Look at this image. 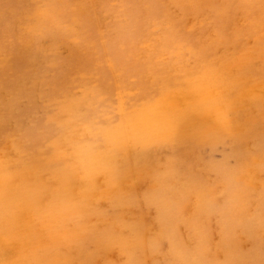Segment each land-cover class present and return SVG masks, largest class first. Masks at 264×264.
Listing matches in <instances>:
<instances>
[{
	"label": "rangeland",
	"instance_id": "374dc122",
	"mask_svg": "<svg viewBox=\"0 0 264 264\" xmlns=\"http://www.w3.org/2000/svg\"><path fill=\"white\" fill-rule=\"evenodd\" d=\"M191 2L0 0V101L26 100L28 95L37 100L33 113L24 115L26 127L38 124L48 111L60 123L74 121L77 128L88 130L90 125L82 120L81 108L91 112L99 109L105 121H110L124 113L138 93L143 94V84L156 74L167 78L185 75L196 81L202 77L208 84L200 86L198 92L186 88L189 107L183 108L184 117H179L173 106L155 105L144 117L151 122L149 130L129 134L127 127L122 128L123 145L107 148L111 165L99 167L90 176L96 184L90 196L81 182L82 171L89 169L92 161L83 165L66 147L57 152L71 182L64 197L60 166L46 172L26 170L25 175L20 174L23 179L19 176L11 183L7 178L3 183L0 176V264H264V58L258 53L239 58L237 47L256 45L236 37L223 42L230 47L225 52L218 51L224 46L222 39L217 41L215 35L202 31L211 24L200 14L187 15L180 9ZM124 4L143 6L136 20L149 22L151 38L142 42L138 36L132 39L133 49L116 72L117 88L113 86L112 94L101 86L100 74L89 63L91 55L100 50L92 43L93 28L71 13L77 7L97 11ZM149 4L164 10L161 19L150 17ZM263 13L264 7L258 15ZM167 16L192 35L175 41L163 37L161 28L173 27ZM258 20L239 15L228 27L241 30L261 25L264 29V22ZM20 32L32 36L39 48L34 70L18 67L13 57L11 36ZM76 40L88 49L76 52ZM136 42L145 49L144 54L132 52L137 51ZM170 42L173 48L164 49ZM153 45L160 50L156 55H151ZM196 48L209 52L202 54ZM115 60L110 59V63L114 65ZM33 72L37 79L29 80ZM61 77H66L63 85H73L65 93L56 82ZM245 82L251 83L247 89ZM24 107L16 105V115L22 116ZM136 108L145 109L142 102ZM8 125L13 135L0 145V165L5 163L12 171L25 153L15 142L22 136L21 127L15 118ZM80 155L86 156L83 148ZM37 181L46 186L40 200L42 214L32 208L38 197L28 194ZM157 193L161 197L157 198ZM82 203L87 205L86 213L80 208Z\"/></svg>",
	"mask_w": 264,
	"mask_h": 264
},
{
	"label": "bare ground",
	"instance_id": "6f19581e",
	"mask_svg": "<svg viewBox=\"0 0 264 264\" xmlns=\"http://www.w3.org/2000/svg\"><path fill=\"white\" fill-rule=\"evenodd\" d=\"M262 7H264V0H192L191 4H189L188 6L180 7V9L182 8V10L187 15H189V14H193V15L200 14L203 16V19H205V21L207 23L211 24V27L207 31H205L204 29H202V31L206 32V33L210 32L211 35H215L217 41H220V39H222L221 44L224 46L217 49L218 51L225 52L226 48L227 49L230 48L223 43L229 37H236L240 40H252L253 45H256V46H253L251 48H246V49H243L242 48L243 46H239L235 49L237 52L236 55L239 58L244 59L245 54L247 56H249V55H254L256 53L260 54V56L264 58V35H263L264 29H261V25H259L258 28L255 27L252 29L234 30L233 28H229L228 24L229 23L231 24V22L236 21L238 19L239 15L242 16L243 18L244 17H248V18L252 17L255 20L259 19L258 22H264V13H263V15H258L259 10ZM77 9H78V7L75 10H72L75 13L70 12L71 16L79 18V22H81L82 24L90 25L91 28H93V30L95 32V37H94V40L92 41V43H95V45L96 46L98 45L100 48V50L97 51V53H94L91 55L89 63H91V65L94 66L96 71L100 74L101 79L99 81H100L101 86L110 89L112 91V94H113V86H114V88H117L116 72L119 71L121 69V67L125 64L124 61L127 62V60L124 59V56H128L131 52V49H133V48H131L132 39L135 38L136 36H138L140 42H142V40L147 41L148 38H151L149 36L151 34L150 29H149V22L147 20H145V21H141V20L137 21L136 20L138 15L141 14L140 11L143 9V6L124 4L123 7H118V6H113L111 8L102 7L97 11L92 10V9H88V8L78 9V10ZM163 11L164 10L161 7L157 8V6H155L153 4H149V6H148V14L150 15V17L161 19L163 17ZM167 17L170 19V21L168 23L170 24V26L171 25L173 26V27H171L173 29L163 27L160 30V33L162 34V36L165 37L167 40H169V41H175L177 39L182 40V39H187L189 36L192 35V32H190L187 28L182 27V24L172 21L173 18L171 16H167ZM98 19L99 20L101 19V21H100L101 24L98 23V21H99ZM96 24L98 25V27L96 26ZM261 30H263V32ZM31 37L32 36H30V35L29 36L26 35L25 32H20V34H12V36H11V41H12V45H13L12 46V53H13V57L15 58V60L17 62L18 67H20V68L32 67L34 70L35 68L33 66L35 65V63L39 57V48L37 47L36 40L31 38ZM121 43L123 46H121ZM135 44L137 45V47H135V46L134 47L136 48L137 51H132V52L137 53L138 51H140L141 54H144L145 49H142L137 42ZM109 45H110V48H109ZM242 45H244V44H242ZM119 46H121V47L119 48ZM173 46H174L173 42H170L169 44H167L164 47V49L170 50L171 48H173ZM80 48H83L85 51L88 49V48L82 47L79 40H76V44L74 46L75 51L77 52ZM150 49L152 51L151 55H156L158 52H160V50H158L155 45H153ZM89 50L91 51V49H89ZM195 51L202 53V54H204L205 52H209V51H201L197 48L195 49ZM119 52H121V53H119ZM110 59L111 60L116 59L114 65H113V63H110ZM242 62H244V61L242 60L239 63V66H238L239 69H240V65ZM128 63L130 64V61ZM156 75H153L149 79H147V82L145 81V84H143V86H144L143 94L138 93L134 97V101L136 103L133 101H129L127 110H125L124 113L119 114L116 117L114 116V119L112 118L110 121H105V119L103 118V114L99 111V109H97L95 112H91V111H89L88 108H81L80 113L82 115V120L86 121L90 125V128L88 130L84 129L83 127L77 128L78 124H77V122L75 123L74 121L72 123H68V122H61L60 123L57 120V117H55L53 115V113L46 111V109H45L46 113L44 114V116L42 117L41 121L38 124L33 125L31 127H26L24 115L27 113H33L34 107H36V104H37V100L32 99L30 95L27 96L26 100L20 99V98H13V99H9V100L5 99V98L1 99V101H0V145L2 144L3 141H5L6 137L13 135V133H12L13 131H11V128L8 125V123L10 122L11 118H15L17 123H18V126L21 127L20 129H22V133H19V134H22V136H20L17 139V141L15 140V142H16L17 146H19L23 150V152L25 153V157L23 158L24 160L21 159L20 161H18L16 163V165L13 167L15 169H13L12 171H11V168L7 164L2 163L4 165H0V176H2L1 178L4 179L3 183H5V178H7L9 180V183L13 182L15 179H18L19 176L25 175L26 170H28V171L29 170H33V171L36 170L37 172H40V171L46 172V171L51 169L50 167L60 166L63 173H61V174L58 173V175L61 179V183L64 186L62 188V194L64 197L66 191H68L67 188L71 185L70 184L71 182L68 180V178L66 177V173L64 172V169H65L64 163L58 162V159L61 158L62 155L58 156L57 152L60 151L61 147H66V148H69L72 152H74L75 156L80 157V160L82 161L83 165H86L88 161L89 162L92 161L90 164L91 167L87 170L82 171V173L84 174V176H83L84 179L81 182L82 184H84V190H87L88 195L90 196L91 193L93 192V190H95V188H96V184L94 181L91 180L90 176L93 173H96L98 171L99 167H105L106 168L107 166L111 165L110 163L112 162V156H111V154L108 153L107 148L110 144H113L116 148H118V146L123 145V140H125V137L122 138L123 133H124L122 128L127 127L130 131L129 134L132 133V131H138L139 134H143L144 132L149 130L151 127V122H148V120H146L144 117H146V112L149 111L150 108H154L155 105H159V106L163 107V105L168 104L169 106H173L175 111L178 112V116L184 117L186 115V113L182 112L183 108H187V106L189 107V105H187L186 98H185V94H187L186 88H189V89L193 88L195 92H198L200 90L199 89L200 86L208 85L207 83H204V81H202L203 80L202 77H200L199 80L197 79V81H196V79L193 80L190 78H186L185 75H179V76L176 75L173 78H167V77H164V76H161L158 74H156ZM36 79H37L36 73L33 72L32 74H30L29 80H36ZM56 82H57V84H61L60 87L63 88V90H61L62 93L66 92V89L68 88V86L73 87V85H71V84L63 85V83L66 82V77H61ZM113 83H114V85H113ZM250 84H251L250 82H245V88L247 89L250 86ZM175 94H176V96H175ZM27 102H28V104H26ZM140 102H142V105L145 107V109L136 108L138 103H140ZM16 105H25V107L22 109V112H23L22 116L16 115ZM159 106H156V107H159ZM259 106H261V105H259ZM244 124H246V123H244ZM22 126H25L26 128H22ZM197 129H198V127H197ZM207 129H208V127H207ZM209 130H210V128H209ZM179 131L181 132V130H179ZM179 131H177V132H179ZM191 132H192V130L190 131V133ZM205 133H206V131H205ZM238 134H240V133H238ZM184 136H185V134H184ZM190 137H189V139H190ZM140 138H141V136H140ZM183 140H184V138H183ZM194 140H196V139H194ZM198 140H200V139L198 138ZM197 145H198V142H197ZM254 146H255V144H254ZM81 148H83L86 151V156L80 155V149ZM180 148L184 149L185 147L184 148L180 147ZM257 148H258V146L256 147V149ZM200 152L201 151L199 150V154L201 155ZM179 153H181L180 150H179ZM231 153H232V151H231ZM162 155H163V152H162ZM164 155H166V154H164ZM208 155L209 154H206V156H208ZM225 155L228 156V154H225ZM233 155L235 156V154H233ZM236 158H238V157H236ZM113 160H114V157H113ZM164 160H165V158H164ZM210 160H212V159H210ZM132 161H134V159ZM26 163H27V165H26ZM154 166L155 165H153V167ZM68 167H66V170H68ZM74 167H75V165H74ZM131 167L133 168L134 165L132 164ZM222 167H224V165ZM156 168H157V166H156ZM156 168H154V169H156ZM154 169H152V170H154ZM157 170H158V168H157ZM221 170H222V168H221ZM153 172L157 173L158 171L156 172L154 170ZM238 174H240V172ZM22 176H21V179H23ZM191 176H192V174H191ZM224 177H225V175H224ZM227 177H230V176H227ZM188 178H189V176H188ZM226 179H227V181H229L228 178H226ZM109 180H110V178H109ZM194 180L196 181V179H194ZM110 181H109V183H110ZM222 181H224V179ZM203 182L204 181H202L201 183H203ZM36 183L37 184L33 188L28 189V194H31V196L34 195V197H38V198H35V201L32 204V205H36V206H33L32 208L36 213H40L41 209H42V202L40 200H42V198L45 196V192H46L45 187L46 186L43 182H40V181L39 182L37 181ZM73 184H74V182H73ZM198 184H199V182H198ZM195 185H197V184L195 183ZM1 188H0V191L2 190ZM199 191H202V190H199ZM159 193L163 194L161 192H159ZM157 195H158L157 198L161 197V196H159L158 193H157ZM145 198H146V200H148L147 196ZM152 198L155 199V197H152ZM149 199H151V198H149ZM151 202L152 201H149L148 204L149 203L151 204ZM148 206H146V207H148ZM157 207H158V205H157ZM80 208L82 209V211L84 213H86L88 211L86 209L87 208L86 203H82V207L80 206ZM96 211H97V209H96ZM110 212L112 213L113 211H110ZM41 214H42V212H41ZM98 214L99 213H97V215ZM110 215H109V217H112ZM119 216H121V214H119ZM196 216H197V214H196ZM197 218H198V216H197ZM116 219L117 218L115 217V220ZM109 221L110 222H108V223H112L111 222L112 220H109ZM108 227H109V225L107 226V229H108ZM112 227H114L113 224H112ZM193 227H195V226H193ZM133 228H134V226H133ZM174 228L175 227L173 226V229ZM134 229L131 228V231ZM100 230H102V228ZM176 230H178V229H176ZM192 230H193V228H192ZM193 233L195 234V232H193ZM116 234H118V232ZM121 235H122V233H121ZM124 235L125 234H123V236ZM178 236H179V234H178ZM191 236H193V235H191ZM124 238H125V236H124ZM197 238H199V237H197ZM168 239L166 241H168ZM192 239H194V238H192ZM169 240H171V239H169ZM197 246H193V247L197 248ZM253 261H254V259H253Z\"/></svg>",
	"mask_w": 264,
	"mask_h": 264
}]
</instances>
